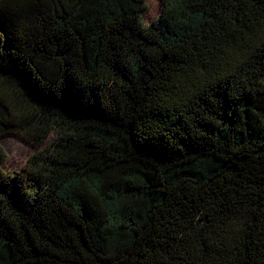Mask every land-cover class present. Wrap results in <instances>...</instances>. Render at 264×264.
<instances>
[{
	"label": "trees",
	"instance_id": "16d2710c",
	"mask_svg": "<svg viewBox=\"0 0 264 264\" xmlns=\"http://www.w3.org/2000/svg\"><path fill=\"white\" fill-rule=\"evenodd\" d=\"M0 0V264H264V0Z\"/></svg>",
	"mask_w": 264,
	"mask_h": 264
},
{
	"label": "rangeland",
	"instance_id": "374dc122",
	"mask_svg": "<svg viewBox=\"0 0 264 264\" xmlns=\"http://www.w3.org/2000/svg\"><path fill=\"white\" fill-rule=\"evenodd\" d=\"M160 12L159 0H147V9L143 13L145 21H152ZM56 139L54 134H50L43 145L34 147L22 138L8 134L0 138V146L6 153V161L3 169L5 172H19L22 170L27 159L36 151H40L53 143Z\"/></svg>",
	"mask_w": 264,
	"mask_h": 264
}]
</instances>
